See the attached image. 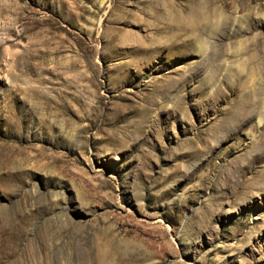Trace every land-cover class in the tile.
<instances>
[{
	"label": "rangeland",
	"instance_id": "374dc122",
	"mask_svg": "<svg viewBox=\"0 0 264 264\" xmlns=\"http://www.w3.org/2000/svg\"><path fill=\"white\" fill-rule=\"evenodd\" d=\"M0 264H264V0H0Z\"/></svg>",
	"mask_w": 264,
	"mask_h": 264
},
{
	"label": "bare ground",
	"instance_id": "6f19581e",
	"mask_svg": "<svg viewBox=\"0 0 264 264\" xmlns=\"http://www.w3.org/2000/svg\"><path fill=\"white\" fill-rule=\"evenodd\" d=\"M144 10H145V9H144ZM194 11L196 12L197 9L194 8ZM201 14H202V13H200V15H201ZM140 23H141V22H140ZM260 122H261V120L259 119V120H258V124H259Z\"/></svg>",
	"mask_w": 264,
	"mask_h": 264
}]
</instances>
